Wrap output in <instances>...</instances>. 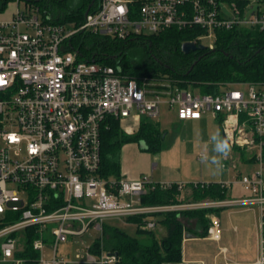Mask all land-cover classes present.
Wrapping results in <instances>:
<instances>
[{"label": "built area", "instance_id": "2783aa9c", "mask_svg": "<svg viewBox=\"0 0 264 264\" xmlns=\"http://www.w3.org/2000/svg\"><path fill=\"white\" fill-rule=\"evenodd\" d=\"M95 1L94 12L81 25L68 21L74 24L72 29L67 22L53 21L33 0H26L23 8L22 0H14L12 18L0 20V264L29 262L18 253L25 250L24 236L31 231L38 236L32 243L39 253L37 264H115L116 256L93 254L90 246L72 255L63 248L91 230L102 237L110 219L140 218L139 228L153 231L158 214L204 208L259 209L262 226L252 264H264V85L222 86L216 94H202L180 88L167 76L134 78L119 66L85 61L73 45L83 33L125 40L199 29L193 42L213 49L217 31H263L264 12L247 17L249 4L242 8L236 0L92 4ZM163 107L181 121L205 116L220 120L229 142L223 169L230 163L238 168L235 149L260 151L256 172L219 184L229 191L238 184L242 196L147 206L142 197L157 189L176 185L180 192L193 191L199 184L156 183L147 175L137 179L100 175L101 136L110 121L136 119L140 126L142 119H157ZM200 184L202 188L206 183ZM210 224L208 238L220 241V219L212 216Z\"/></svg>", "mask_w": 264, "mask_h": 264}, {"label": "trees", "instance_id": "16d2710c", "mask_svg": "<svg viewBox=\"0 0 264 264\" xmlns=\"http://www.w3.org/2000/svg\"><path fill=\"white\" fill-rule=\"evenodd\" d=\"M43 0H33L41 3ZM243 8L248 2L236 0ZM14 0H0V14ZM59 7L65 6L67 0H51ZM83 0L82 6L62 15H53V21L59 23L85 21L86 11L94 12L96 1ZM42 9V7H41ZM42 11H44L42 9ZM199 29L177 31L170 30L158 36L111 40L92 34H79L73 39V45L79 47L85 61H95L111 66L121 67L124 74L130 77L167 76L177 81L180 88L193 89L204 94H216L222 86L238 84L264 85V30L236 28L217 31V40L213 49L207 48L184 54L182 44L193 42ZM201 44L200 42H197ZM193 67V69H191ZM165 134L159 125L151 120L142 119L137 132L132 136L125 135L119 122L110 121V128L102 132L101 170L104 178H121L120 150L127 143H141L147 152H158ZM264 155V150H263ZM229 190L219 184H205L193 190L194 202L211 199L225 200ZM180 191L174 185L170 189H157L142 197L144 205L181 204ZM218 209L204 208L183 210L158 214L160 223L166 226L167 234L156 239L153 231L139 228L140 218L127 221L137 225V236L130 237L118 228H105L101 238L90 246L93 254L117 255L115 264H183V243L187 233L194 237L205 238L210 227L209 215ZM147 236L148 241L141 239ZM26 248L18 257L36 263L39 253L32 248L38 237L32 231L25 233ZM37 264V263H36Z\"/></svg>", "mask_w": 264, "mask_h": 264}, {"label": "rangeland", "instance_id": "374dc122", "mask_svg": "<svg viewBox=\"0 0 264 264\" xmlns=\"http://www.w3.org/2000/svg\"><path fill=\"white\" fill-rule=\"evenodd\" d=\"M245 1L249 4L246 12L247 17L251 16L254 12H258V10L264 12V2L259 3L258 0ZM25 3H27L26 0H22L20 7H25ZM82 3L83 0H67L65 6L59 7L56 3L51 2V0H43L41 3L34 2V5L36 7H42L49 16L53 17V15L59 16L71 10H77L82 6ZM14 5H16V3L12 2L9 6L12 8ZM223 5L226 4L223 3ZM225 13L228 16L231 15L226 9ZM5 14V12L1 13L0 18ZM66 27L72 29L74 24L72 25L67 22ZM243 91L247 94V90ZM152 122L158 124L165 134V137L161 142L160 151L149 152L151 154L150 160L143 161V159L140 158L138 161H134V159L132 161L133 153L136 149L139 148L142 152L147 151H145L146 148L143 142L134 144L127 143L121 147L119 159L122 163H128V166H131L132 163L135 162H140L142 164L147 163L150 167L153 164H156L157 167L154 169L152 175L151 173L144 174L150 176L151 179L156 182L178 181V183L187 184L188 186L193 183H234L241 175H252L259 169V163L255 160L257 154L260 152L257 149L252 152L239 149L233 150L238 162V168L233 169L230 163L228 169H223L222 164L225 156L219 146V142L222 141L221 123L220 120L215 117L205 116L203 120L181 121L177 118L175 112L169 111L167 108L163 107L161 115L157 119L152 120ZM120 128L125 135L132 136L137 132L139 125L136 119L123 120L120 122ZM227 151L229 152V148ZM202 156L207 157L205 162L200 160ZM217 160L219 161V164L215 162ZM191 192L192 190L189 188L182 189V192H180L179 195V200L184 203L194 202L192 199L193 192ZM228 193V199L238 198L244 194L242 188L238 184H234L232 190ZM202 201L212 200L205 199ZM240 209L242 208L223 209L220 211V216L227 220L228 213H238ZM212 216H216L215 213H211L208 217L211 218ZM243 217H245V215H234L230 221H226L223 228H225V226L229 227L230 236L234 234L232 231L233 225L239 226ZM155 220L157 225L153 232L156 239H161L166 235L167 229L165 225L160 223L162 217H156ZM230 223L232 225L231 227ZM108 227L118 228L130 237L137 236L136 231L138 226L130 224L126 220H107L103 228L105 229ZM98 238H101L100 233L91 230L89 234L76 240L74 246L82 251L87 246H91ZM141 239L144 241L149 240L147 236H142Z\"/></svg>", "mask_w": 264, "mask_h": 264}, {"label": "crops", "instance_id": "0c3cea01", "mask_svg": "<svg viewBox=\"0 0 264 264\" xmlns=\"http://www.w3.org/2000/svg\"><path fill=\"white\" fill-rule=\"evenodd\" d=\"M9 5L5 11L6 14L3 15V17H1L0 19L8 20L12 18L16 10V5H14V7L12 8ZM140 158H142L143 161L150 160L151 154L149 152H142L141 149L138 148L133 153L132 161L133 159L134 161H138L140 160ZM120 164L121 177L128 179H137L144 174L151 173L152 175L154 169L157 167L156 164H153L150 167L149 164H142L140 162L132 163L131 166H128V163L120 162ZM156 183L178 184V181H164ZM221 210L223 209H218V211L215 213V215L221 221V232L226 221H230L234 215H245V217L241 219L239 226L233 225L232 231L234 232V236H230V229L228 226H225V228H223L221 240L218 242L209 239L208 236L205 238H200L194 237L193 235L187 233L183 243V264H252L255 262L258 253V239L262 226V220L259 209H240L238 213L230 212L228 213L227 220H225V218H221ZM231 226L232 225L230 223V227ZM74 243L65 246L63 248V251L72 255L77 249L75 248ZM26 264L34 263L27 262Z\"/></svg>", "mask_w": 264, "mask_h": 264}, {"label": "water", "instance_id": "95a60500", "mask_svg": "<svg viewBox=\"0 0 264 264\" xmlns=\"http://www.w3.org/2000/svg\"><path fill=\"white\" fill-rule=\"evenodd\" d=\"M89 10H90V9L88 8V10L86 11L85 16L88 15ZM181 49H182V52H183L184 54H189V53H191V52H195V51L206 50L207 47L204 46L203 44H196V43H194V42H185V43L182 44V48H181ZM191 69H193V67H192ZM222 141H226V142H227V145L229 144V142H228V140L226 139V137H225L224 134H222ZM145 148H146V146H145ZM114 256L117 257V255H114Z\"/></svg>", "mask_w": 264, "mask_h": 264}, {"label": "clouds", "instance_id": "9594fccd", "mask_svg": "<svg viewBox=\"0 0 264 264\" xmlns=\"http://www.w3.org/2000/svg\"><path fill=\"white\" fill-rule=\"evenodd\" d=\"M220 150L224 152V154H227L228 145L226 141H220L219 142ZM217 164H219V161H215Z\"/></svg>", "mask_w": 264, "mask_h": 264}]
</instances>
